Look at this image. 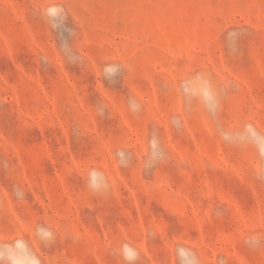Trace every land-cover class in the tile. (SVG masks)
Wrapping results in <instances>:
<instances>
[{"label":"rangeland","instance_id":"rangeland-1","mask_svg":"<svg viewBox=\"0 0 264 264\" xmlns=\"http://www.w3.org/2000/svg\"><path fill=\"white\" fill-rule=\"evenodd\" d=\"M125 244L264 264V0H0V264Z\"/></svg>","mask_w":264,"mask_h":264},{"label":"clouds","instance_id":"clouds-1","mask_svg":"<svg viewBox=\"0 0 264 264\" xmlns=\"http://www.w3.org/2000/svg\"><path fill=\"white\" fill-rule=\"evenodd\" d=\"M112 74L115 75V71H113ZM155 143H156V141L153 140V144H155ZM118 155H123V154L121 153ZM97 175H98V173H96L95 170H93V172L90 174L89 186L93 189H96L98 187V185L96 183ZM37 234L40 235L43 239H48L52 236V233L49 230H47L46 228H44L43 226H39L37 228ZM248 242L251 243L252 241H248ZM121 254L123 255V258L126 261H128V264H133V262L138 258V254L136 253V251L134 249H132L127 244L122 246ZM35 264H39L38 259L35 260Z\"/></svg>","mask_w":264,"mask_h":264}]
</instances>
